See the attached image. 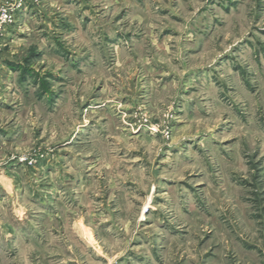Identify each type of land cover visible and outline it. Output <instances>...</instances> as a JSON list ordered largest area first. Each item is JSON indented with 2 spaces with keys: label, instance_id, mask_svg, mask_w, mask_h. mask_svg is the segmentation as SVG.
<instances>
[{
  "label": "rangeland",
  "instance_id": "1",
  "mask_svg": "<svg viewBox=\"0 0 264 264\" xmlns=\"http://www.w3.org/2000/svg\"><path fill=\"white\" fill-rule=\"evenodd\" d=\"M1 5L0 264H264V0Z\"/></svg>",
  "mask_w": 264,
  "mask_h": 264
},
{
  "label": "built area",
  "instance_id": "2",
  "mask_svg": "<svg viewBox=\"0 0 264 264\" xmlns=\"http://www.w3.org/2000/svg\"><path fill=\"white\" fill-rule=\"evenodd\" d=\"M20 3H18V6ZM0 11L2 12L0 16V29L3 27L2 25L6 24L8 21H11V18L8 16L9 8H6L4 5L0 6Z\"/></svg>",
  "mask_w": 264,
  "mask_h": 264
}]
</instances>
